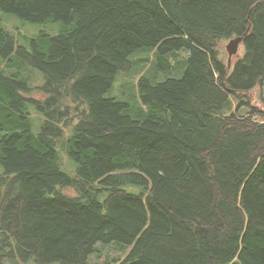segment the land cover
Returning <instances> with one entry per match:
<instances>
[{
    "label": "trees",
    "instance_id": "1",
    "mask_svg": "<svg viewBox=\"0 0 264 264\" xmlns=\"http://www.w3.org/2000/svg\"><path fill=\"white\" fill-rule=\"evenodd\" d=\"M263 81L264 0H0V264H264Z\"/></svg>",
    "mask_w": 264,
    "mask_h": 264
},
{
    "label": "rangeland",
    "instance_id": "2",
    "mask_svg": "<svg viewBox=\"0 0 264 264\" xmlns=\"http://www.w3.org/2000/svg\"><path fill=\"white\" fill-rule=\"evenodd\" d=\"M4 25L7 27V29H9V31L13 30V28L15 26L19 27V31L23 34L26 35H35L39 30H41L39 27L34 26V25H30V24H26L24 25V27L21 25V23L16 20V19H12L9 18L8 20H4ZM12 32V31H11ZM230 40H223L219 43L218 46V51H219V55L220 58L222 59L223 62L227 63L228 67L230 68V66L232 65V62L235 61L243 52V47L242 44L239 45L237 52L235 54H233V56L230 58V60L228 61V53L226 50V46L229 43ZM132 79V77H128L125 76L124 78H121V81L125 80L124 85H126L130 80ZM134 80H131V83L133 84ZM120 89V87H118L115 91V95H118V90ZM119 94H121L119 92ZM32 95L35 98H40L39 95L35 94L34 92L32 93ZM250 97H251V101L253 103L254 106L258 107L260 110H264V105L262 106L263 102H264V81L262 82L261 85L256 86L250 93ZM99 247H105V245H101ZM110 248H106L103 250H100V252L98 253V256L93 257V255L91 256V258L93 257L95 260L97 258V263L101 262L104 258L105 255L108 253H113V251ZM94 264V263H93Z\"/></svg>",
    "mask_w": 264,
    "mask_h": 264
},
{
    "label": "water",
    "instance_id": "3",
    "mask_svg": "<svg viewBox=\"0 0 264 264\" xmlns=\"http://www.w3.org/2000/svg\"><path fill=\"white\" fill-rule=\"evenodd\" d=\"M242 40H243V36L231 39L229 41V43L226 46V50H227V53H228V61L233 56V54H235L237 52V49H238L240 43L242 42Z\"/></svg>",
    "mask_w": 264,
    "mask_h": 264
}]
</instances>
